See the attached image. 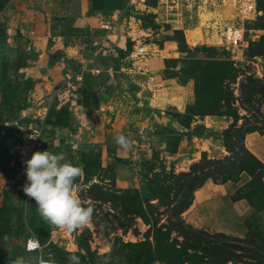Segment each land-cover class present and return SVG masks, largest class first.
Segmentation results:
<instances>
[{
    "label": "rangeland",
    "instance_id": "rangeland-1",
    "mask_svg": "<svg viewBox=\"0 0 264 264\" xmlns=\"http://www.w3.org/2000/svg\"><path fill=\"white\" fill-rule=\"evenodd\" d=\"M231 27L245 30L241 57L225 42ZM195 31L202 36L193 42ZM140 43L148 50L142 68L127 58ZM261 84L264 0H0V264H30L32 232L61 264L72 254L80 264H188L160 253L127 203L135 190L143 200L156 174L174 184L204 150L209 158L229 155L221 134L234 115L262 127ZM121 132L131 150L115 145ZM45 150L82 167L78 195L94 207L82 230L48 225L22 191L23 161ZM251 180L247 172L208 180L181 217L248 240V219L264 228V193L248 194ZM150 202L158 224L174 219L171 203ZM165 232L166 241H183Z\"/></svg>",
    "mask_w": 264,
    "mask_h": 264
},
{
    "label": "trees",
    "instance_id": "trees-1",
    "mask_svg": "<svg viewBox=\"0 0 264 264\" xmlns=\"http://www.w3.org/2000/svg\"><path fill=\"white\" fill-rule=\"evenodd\" d=\"M176 60L182 62L181 59ZM232 69V66L229 65L225 68V72H230ZM227 74H223V76H228L230 80H234V74ZM262 89H264V84H261L260 89L261 94H264ZM194 114L197 113L193 112ZM238 120V114L234 115L231 123L221 134L229 155L222 158H209L206 152L203 151V156L198 161L193 162L188 171H182L175 175L174 184L166 183V174H156L158 176L156 184L148 185L149 193L143 197V200L137 201L139 194L135 190V194L131 198L135 200L132 203L131 200L127 203L134 208L133 213L148 225L146 239L148 240L152 236L155 242L158 241L156 247H158L160 253L168 255L170 258H178L177 260H180L183 256L187 257L188 264H203L205 258L208 259L210 264H225L229 261L234 264L240 262L243 264H264V254L259 252V249L264 250V228L260 225V220L253 216L247 221L249 234L252 236H249L248 240L231 237L221 232L210 234L205 230L188 225L181 217V213L193 202L194 192L208 180L215 184L225 183L234 176L247 172L252 177V180L246 185L250 188L248 194L264 193V164L245 146L244 142L247 133L253 131L264 132V123L262 127L257 128L254 125L246 126L243 122L239 124ZM236 144L239 146V150L236 149ZM236 157L239 159L238 162L234 161ZM165 162L164 160L163 163ZM114 194V196L111 195L113 199L117 197L116 193ZM171 194L173 197H171ZM104 198L107 199L105 193ZM154 198H157L165 206L171 203L174 219H169L168 223L158 224L159 221L152 215L157 210L150 202ZM164 228L175 230L183 237V241L181 243L178 242V239L166 241L169 240V237L164 236L166 234ZM189 250L192 253H189ZM174 251L177 253H174ZM54 261L56 263L61 262L59 259Z\"/></svg>",
    "mask_w": 264,
    "mask_h": 264
},
{
    "label": "clouds",
    "instance_id": "clouds-1",
    "mask_svg": "<svg viewBox=\"0 0 264 264\" xmlns=\"http://www.w3.org/2000/svg\"><path fill=\"white\" fill-rule=\"evenodd\" d=\"M113 139L122 150H131L133 146L123 132ZM23 163L26 180L22 191L35 201V211L44 222L68 233L82 230L92 222L94 207L83 206L78 195L80 189L76 181L82 175V167L68 161L64 153L48 150L32 152ZM25 248L36 253L30 257V264H54L51 254L44 252L35 233L32 232ZM68 260L69 264H80L79 257L74 254ZM17 264H23V259Z\"/></svg>",
    "mask_w": 264,
    "mask_h": 264
},
{
    "label": "built area",
    "instance_id": "built-area-1",
    "mask_svg": "<svg viewBox=\"0 0 264 264\" xmlns=\"http://www.w3.org/2000/svg\"><path fill=\"white\" fill-rule=\"evenodd\" d=\"M249 8H255L250 5ZM255 11L257 12L256 8ZM230 31L226 32L225 36V42L229 47H232V50L236 52L237 56H240L244 54V46L246 44V40L244 39V29L239 27V28H233L231 27L229 29ZM147 49L143 44H136L134 45V48L129 51L127 54V58L131 61L133 66H139L141 65L140 63H144L146 59V53ZM240 54V55H239ZM142 68V65L140 66ZM142 70V69H141ZM4 130L2 129L0 134H3ZM54 264H57L54 261Z\"/></svg>",
    "mask_w": 264,
    "mask_h": 264
},
{
    "label": "crops",
    "instance_id": "crops-1",
    "mask_svg": "<svg viewBox=\"0 0 264 264\" xmlns=\"http://www.w3.org/2000/svg\"><path fill=\"white\" fill-rule=\"evenodd\" d=\"M143 45L146 47V44ZM146 69L147 67L145 66V68H143L142 71L145 72ZM244 142H245V146L264 164V132L262 133L258 131L249 132L245 135ZM204 151L206 152V150Z\"/></svg>",
    "mask_w": 264,
    "mask_h": 264
},
{
    "label": "bare ground",
    "instance_id": "bare-ground-1",
    "mask_svg": "<svg viewBox=\"0 0 264 264\" xmlns=\"http://www.w3.org/2000/svg\"><path fill=\"white\" fill-rule=\"evenodd\" d=\"M192 30V29H191ZM189 33V32H188ZM190 35V34H189ZM201 32L200 31H195V32H192L191 35H190V38H193V42H196L197 40H195L196 38L198 39H201ZM187 37V36H186ZM189 38V37H188ZM202 42V41H201ZM173 98V97H172ZM172 101V100H171ZM31 252V251H30ZM57 264H61V263H57Z\"/></svg>",
    "mask_w": 264,
    "mask_h": 264
}]
</instances>
